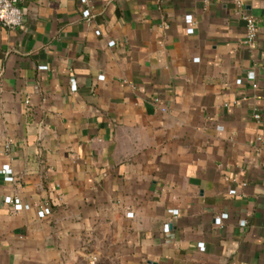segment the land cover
Here are the masks:
<instances>
[{"label":"crops","instance_id":"crops-1","mask_svg":"<svg viewBox=\"0 0 264 264\" xmlns=\"http://www.w3.org/2000/svg\"><path fill=\"white\" fill-rule=\"evenodd\" d=\"M246 2L253 48L234 0H90V19L20 0L0 25V264H264V0Z\"/></svg>","mask_w":264,"mask_h":264},{"label":"built area","instance_id":"built-area-1","mask_svg":"<svg viewBox=\"0 0 264 264\" xmlns=\"http://www.w3.org/2000/svg\"><path fill=\"white\" fill-rule=\"evenodd\" d=\"M84 6L82 9V14L87 19H90L93 15L92 9L90 6V0H82ZM235 7L237 12L242 16V18L246 21V35L243 39V43L246 44L248 47H255L257 43V33L259 30L258 21L255 18L253 14H251L248 11L247 8V2L246 0H234ZM185 21L188 23L187 31L193 32L194 26L192 23H194V17L192 13H186L185 14ZM24 22V12L20 6V0H0V25L7 26L9 28H15L20 25H22ZM162 26L167 27L168 22L166 20H163L161 23ZM113 42V41H111ZM103 76V75H101ZM248 77L250 79L255 78V71L250 70L248 72ZM71 89L76 90L77 89V83L74 81L71 84ZM30 101L29 98L26 99V102L28 103ZM255 117H260L259 111H254ZM8 147V146H7ZM8 175L6 176L8 179L13 180V176L10 174L12 172L11 168H5L3 169ZM231 193H235L236 189H230ZM4 204H10L12 209L18 211L23 208H29L30 205L28 203H23L22 201H16L13 199L12 196L8 195L4 198ZM51 208L48 205L42 206L40 209H38V215L40 217H44L48 213H50ZM172 212L177 213V208H172ZM227 213H222L221 215L216 217V223L220 224L222 223L223 218L227 217ZM242 225L247 224V220L243 219L241 220Z\"/></svg>","mask_w":264,"mask_h":264}]
</instances>
